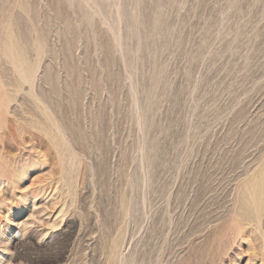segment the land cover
<instances>
[{
	"label": "rangeland",
	"instance_id": "rangeland-1",
	"mask_svg": "<svg viewBox=\"0 0 264 264\" xmlns=\"http://www.w3.org/2000/svg\"><path fill=\"white\" fill-rule=\"evenodd\" d=\"M0 264H264V0H0Z\"/></svg>",
	"mask_w": 264,
	"mask_h": 264
}]
</instances>
